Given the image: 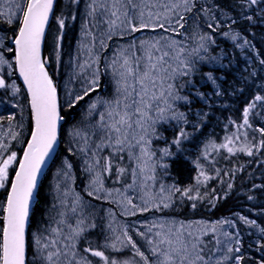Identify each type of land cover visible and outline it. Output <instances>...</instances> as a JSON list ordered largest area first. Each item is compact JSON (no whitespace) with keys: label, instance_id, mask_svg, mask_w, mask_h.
<instances>
[{"label":"snow or ice","instance_id":"1","mask_svg":"<svg viewBox=\"0 0 264 264\" xmlns=\"http://www.w3.org/2000/svg\"><path fill=\"white\" fill-rule=\"evenodd\" d=\"M56 3L0 0V91L6 98L18 96L21 88L13 79L18 73L30 97L34 122L21 156L12 150V142L21 136L12 125L15 114L7 116V129L2 123L5 118L0 116V189L6 191L0 202V264H95L91 257H98L102 264H247L249 258L242 251L236 224L238 220L255 226L256 221L239 214L236 219L183 221L165 215V211L185 202L194 210L205 200L215 207L218 199L227 198L233 184H227L228 191L222 197L216 189L209 192L207 183L219 179L221 170L215 168V175H210L201 159L214 163L213 153L221 150L229 156L264 152V84L257 85L258 90L247 99L240 121L230 119L225 126L234 131L226 133L222 142L209 137L203 143L193 161L197 169L194 183L181 187L178 183L166 184L164 177L170 169L167 158L183 152V143L190 139L184 126L191 124L198 129L208 115L198 110L197 122L193 123L190 110L182 111L181 107L190 106L193 96L209 105L212 96L225 95L213 72L203 74L213 86L211 93L199 91L194 79L202 65L227 67L222 64L229 55L224 49L215 55L210 51L216 46L214 34L231 41L233 48L244 55L245 49L254 48L245 33L257 24L264 25V0H88L89 20L82 25V35L90 38V43L81 45L88 58H76L78 71L74 76L82 78V85L79 93H69L66 103L72 109L91 98L102 89L101 78L106 75L111 76L114 90L109 98L97 94L88 104L87 125L73 126L69 132L67 152L79 154L81 169L88 175L83 194L75 191L73 164L66 156L57 173L65 187L61 189L59 181L55 186L63 198L58 197V203L52 205L59 210L32 235L30 245V204L63 120L56 84L41 59V43L50 17H55ZM55 19L63 30L65 18ZM72 19H76L75 14ZM92 28L99 31L98 36ZM147 30L159 31V35L135 37ZM117 40L127 42L115 43ZM109 50L111 56L106 54ZM260 64L264 65V60ZM255 76L252 71L241 80L246 83ZM232 87L230 95L243 94V87ZM165 124L178 128L170 141L158 131ZM157 140H163L165 146H156ZM109 180L112 187L107 186ZM247 199L254 197L249 195ZM91 200L118 206L123 216L160 215L142 222L145 230L141 231L128 223L117 224L112 207L105 217H97L90 211L95 207ZM97 218L106 223L97 224ZM259 231L264 234V228ZM94 232L102 239H93ZM262 241L264 235L256 241L257 251L264 252ZM125 250L132 253L131 257L119 259ZM255 264H264V256Z\"/></svg>","mask_w":264,"mask_h":264},{"label":"trees","instance_id":"2","mask_svg":"<svg viewBox=\"0 0 264 264\" xmlns=\"http://www.w3.org/2000/svg\"><path fill=\"white\" fill-rule=\"evenodd\" d=\"M67 6L68 3L66 0L64 2L62 0H57L54 9L55 17H64V15L66 14H63L62 12H64V9H66ZM71 11L72 10H70V12L67 14H70ZM55 17L51 18L50 24L46 31L42 46V60L45 61V67L48 71V74L52 77L53 82L56 84L58 90L59 83L61 82L64 75L63 50L67 43V50L69 51V49L71 48L73 35L76 32V21L74 20L73 32L70 36V32L67 33V35H65L64 33V30L67 29L68 25L70 24V20H65V28L60 31ZM66 17H68V15ZM52 30L53 32H56L57 30V32L60 33V37H62L60 39L59 46L56 42L52 43V45L51 43L49 44V36ZM252 32L255 33L253 34ZM260 34L262 33L259 30L253 28L251 29V32H246V36L254 45V48L248 51L249 54L253 55L251 59H254L255 61V65L253 68L247 67L245 59L242 58L238 50H235L233 48L232 44H227L229 46H232L229 56L226 58L224 63V65H227V67L207 68L206 66H202V71L212 70L215 73V76L218 78L219 84L225 91V95L222 97L212 96L209 100L210 106L206 105L203 102H198L195 105L199 107L202 112H206L208 114L206 120L203 122L202 127L197 129L194 128L191 124L184 126L186 131L191 134L190 139L183 143L182 147L184 151L177 152L176 155L169 160L170 177L181 187L194 183V177L197 174V169L193 164V161L195 160L194 156L198 151H201L203 143L209 137H213L216 141L220 140L221 133H219L218 131L222 126L228 125L230 119L239 122L241 118V110L245 105L247 99H250L254 92L258 90L257 85L264 84V65L260 64V60H264V39L260 36L264 35ZM233 52H235L234 61H232ZM252 71L256 72V76L250 78L246 83L242 82L241 77L248 76V74ZM15 77L17 78V75H15ZM233 85L235 87H243V94L237 93L236 95H230L229 93L232 92ZM201 88L205 90L206 93L213 92V87L208 83L201 86ZM60 106V113L63 117L60 125L61 127L63 124L73 122L74 118L77 117L78 112L77 107L70 109L68 106H63L62 104H60ZM31 123L32 122L30 118V124ZM213 123L219 124L221 127L219 126L218 128L216 125L213 126ZM229 128L232 127L229 126ZM177 131L178 128L167 124L161 126L162 135H165V137L169 140H171L176 135ZM62 134L63 126L60 131L58 156L52 162L48 172L44 176V179L41 181V184L39 186L37 197L32 209L31 220L29 223L30 227H32L38 216L41 215L43 208H45L48 203L46 195V180L49 178L50 169L57 161L59 154L61 152H67L62 151V149H65L63 145ZM256 135L257 138H259V134L257 133ZM18 151L19 155H21L22 148ZM70 156L73 157L72 155ZM225 157L226 156L224 155H218L215 158V164L218 167L220 166L222 168L221 172H223V174L227 172L225 177H228V179H224L226 180L225 184L223 183L224 188L222 190L216 191L217 195L222 197L223 193L225 191H228L227 184H233V189L226 199H218L215 207H212L208 203V200H205L203 202H200L198 204V207L194 210L190 208L187 202L182 205L178 203L174 209L166 210L165 215L177 216L183 219L204 218L211 220L219 219L228 215H232L236 219V214H240L256 221L255 226H257L259 229L264 228V187L257 189L252 188L253 185L264 186V152L257 153L254 156H248L244 153H237L236 155L228 156L227 158ZM208 172L210 175H215V173L211 170H209ZM215 182L216 179H212L207 183L206 188L208 191L210 190L209 187L212 186V184H214ZM202 191H204V188H202ZM249 195L253 196L254 199L248 200L247 197ZM0 196H3V198H5V190L0 193ZM236 225L240 233H242L246 238H250L246 236L242 221L237 220ZM262 235L264 234L259 232L257 237L252 241L242 239V251L244 252L245 256L249 258L247 264H255L256 260H258L261 256H264V252L257 251L256 246V241L260 239ZM247 242L249 244H247ZM30 250L31 247L29 248V252ZM131 255L132 254L130 253V251L125 250L122 255L118 256V258L127 259L131 257Z\"/></svg>","mask_w":264,"mask_h":264},{"label":"rangeland","instance_id":"3","mask_svg":"<svg viewBox=\"0 0 264 264\" xmlns=\"http://www.w3.org/2000/svg\"><path fill=\"white\" fill-rule=\"evenodd\" d=\"M62 1L64 2L65 0H62ZM66 1L68 3V6L66 9H64V12H62V13L66 14V15H64V18H65V20L69 19L70 24L68 25V28L64 30V33H65V35H67V33L70 32V36L72 35L73 26H74V20L72 19L73 14L76 15V19H75V21H76V24H75L76 32L74 34L75 37L73 35V42H72V45H71V48L69 49V51L67 50L68 47H66L68 45V43L65 45L64 50H63L64 75H63V78H62V80L58 86V95L60 98L59 100L63 106H68L66 101L69 98V93L76 94V93H79V91H80V88L82 85V78L74 76V73L78 71V69H76V67H75L76 58H77V56H79L81 60L88 58L86 49L81 48V45H88L90 43V38L84 37L82 35V25H85L89 20V18L86 16V11H87L86 4L88 3V0H78L77 4H73L72 0H66ZM70 10H72L71 13L67 14L70 12ZM67 15H68V17H66ZM58 27H59V25H58ZM70 28H71V30H70ZM204 30L207 31L206 28ZM224 30L226 31L227 29L225 28ZM60 31H62V30L60 29ZM92 31L97 36L99 35V31L96 28H92ZM259 31L262 33V35H264V33H263L264 30L259 29ZM158 35H159V31L152 32L151 30H147V31H144L141 33H136L135 37L137 39H147L149 37H156ZM57 37H60V33H58L57 30H56V32L55 31L53 32V30H52L50 33V36H49V44L51 43V45H52V43L56 42V43H58V46H59L60 39L58 40ZM260 37H263V39H264V36H260ZM177 38L179 39V37H177ZM214 38L216 40V46H213L210 49L211 53L213 55H215V54L219 53L221 49H224L229 54L230 50L232 49V46H229L227 44H230L231 41L226 40L224 37L220 36L218 33L214 34ZM126 42H127L126 40L115 41V43H121V44L126 43ZM115 43L113 44V48L115 47ZM97 50H99L98 44H97ZM249 50L250 49H245L244 55H241V56L243 59H245L247 67L253 68L255 65V61H254V59H251L253 55L248 53ZM106 54L108 56H111V50H109V52ZM226 58L222 61L223 65L225 63ZM249 61H250V63H249ZM202 66H206L207 68L222 67V66L216 65V64H206V65H202ZM202 66H201V69H202ZM209 71L213 72L212 70H206V71L201 70L194 77V79L196 81L197 88L199 89V91L204 92V93H206V92H205V90H203L201 88V86H203L207 83L210 86H212V84L209 81H207L206 77L203 75L204 73L209 72ZM263 71H264V68H263ZM213 75L215 76L214 72H213ZM13 79H16L17 84L21 88V93L14 98L11 96H8L6 98L3 94V92L0 91V116L5 118L2 121L4 129H7L9 126L8 121L6 119L7 116L13 115V114H15V116H16V119L14 121H12V125H13V128L15 131L21 132V136L18 138L17 141L12 142V150L17 151V153L19 155L18 149L23 148V146L25 144V140L27 139L28 135H30V132H31L30 110H29L30 105L28 102L27 95H25L26 92H25L23 86L18 82V80L15 76L13 77ZM101 84L103 87L98 93L93 94L91 98H85V100L82 101L77 106L78 115L76 118L72 117V118H74V121L71 123H67V124L62 125L63 126V134H62L63 139L62 140H63V145L65 147V149H62V151H67V149L70 147L69 141L71 140V137L69 136V132L73 128V126L84 128L87 125V123L89 122V120L86 119V114H87V110H88V104L91 102V100L95 99V96L97 94L104 96L105 98H109L111 96V94L114 90V86H113V83L111 81V76L110 75L103 76L101 78ZM184 94H189V93L187 91H185ZM5 101H7V102H5ZM198 102H202V101L198 97L193 96L192 97V103L190 106H182L181 107L182 111H189L190 110L189 111V119L192 120L193 123H196L197 119H198L196 116V112L198 110H201L199 107L195 106ZM13 104H18L20 106L19 107H13ZM20 124H23V126H24L23 129H21L19 127ZM215 125L218 128L220 126L219 124L213 123V126H215ZM225 126L226 125H224L222 127L220 126L221 129L219 131L217 130L219 133H221L220 134L221 138L217 142H222L223 137L226 135V133H230V132L234 131L233 127L232 128L228 127L226 129ZM158 131L161 133V126L158 128ZM250 134H251V131H250ZM163 136L165 137V135H163ZM155 144L158 147H164L165 146L163 140H157V141H155ZM172 150L176 151L175 148H173ZM199 154H200V151H198L195 154V156H194L195 160L199 156ZM218 155H224L226 157L229 156V154L226 151L221 150V152L219 154L213 153L214 161ZM66 156L68 157V159L73 164V170L72 171H73L74 175L76 176V181H75V186H74L75 191H79L83 194V189L85 188V185L88 182V175L85 174L81 169L82 161L78 158L79 154L72 155L73 157H71L68 152H61L59 154V157L57 158V161L51 167L50 172H49V178L46 180V188H47L46 189V195H47L48 203L45 206V208H43L41 215L38 216L35 223L32 225V227H30V229L28 231L30 243H32V235L37 232V229L41 226L47 225L53 217H56V213L59 210V209H54L52 207V205L55 203H58V197L60 199L63 198L62 191L57 192L55 186L59 181L61 183V189H63L65 187L63 180L60 177H58L57 173H58V170L61 168L62 162L64 161V158ZM169 160H170V158H167L166 162L169 163ZM200 162L205 165V167L208 171L211 170L214 173H215V171H214L215 168H219L220 170L222 169L220 166L218 167L215 164V162L211 163L209 160L201 159ZM226 173L227 172H225L223 174V172H221V177L219 179H216V182L214 184H212V186L209 187L210 192L212 189H216V191H219V190H222L224 188L223 183L225 184V182H226V180H224V179H228V177H225ZM79 176H80V178H79ZM221 179L223 180V183H221ZM164 182L166 184L175 183V181L170 177L169 171H168V175L166 177H164ZM107 186L108 187L113 186L111 180L107 181ZM117 186H119V185H117ZM2 191H3V189H0V193ZM72 195H74V193H72ZM85 199L88 200L90 198L85 196ZM2 201H3V196H0V202H2ZM91 204H93L95 207H94V209H90V211H95V213L97 214V217H105L107 209L109 207H112L117 213V220H116L117 224L128 223L130 226H133L134 228L139 227L141 231L145 230L143 227H141L142 222H150L154 216L160 215L159 213H143V214H138L137 216H123V215H120V212L122 210L118 206L109 205L107 202L96 201V200H91ZM0 215H2V213H0ZM167 216H169V215H167ZM169 217H173L177 220H183V221L203 220V221L211 222V221L218 220V219L208 220V219H204V218L183 219V218L177 217V216H169ZM225 217L235 219L232 215H228ZM225 217H222V218H225ZM219 219H221V218H219ZM96 222H97V224H101V223H106V220L102 221L101 219L97 218ZM243 226H244V230L246 232V236L250 237V238H246L242 233H240L241 240L247 239V240L252 241L257 237V235L260 232L259 228L257 226L245 225L244 223H243ZM236 227H237V225H236ZM225 229L229 230V231H233V229H228L227 226H225ZM96 231H99V229H97ZM92 238L93 239H102L101 237H97L95 232L93 233ZM135 238L139 240L138 237H135ZM247 244H249V243L247 242ZM250 247H251V245H250ZM32 251L33 250L31 248V251L28 254L29 260H31V258H32ZM91 259L95 262V264H102V262L100 261V259L98 257H91Z\"/></svg>","mask_w":264,"mask_h":264},{"label":"water","instance_id":"4","mask_svg":"<svg viewBox=\"0 0 264 264\" xmlns=\"http://www.w3.org/2000/svg\"><path fill=\"white\" fill-rule=\"evenodd\" d=\"M50 20H51V17H50V19H49V24H50ZM49 24L46 26L45 34H46V31H47V28H48ZM44 38H45V37H44ZM43 42H44V40H43L42 43H41V53H42ZM45 68H46V67H45ZM17 76H18V73H17ZM18 78H19V76H18ZM19 80H20V82H21V84H22V86H23V88H24V90H25V92H26V94H27L26 86L23 84V80H22V78H19ZM57 99H58V93H57ZM31 120H32V119H31ZM32 125L34 126V122H33V120H32ZM59 128H60V125H59ZM59 144H60V142H59V138H58L57 143H56V145L54 146V150H53V152L50 154V156H49L48 158H46L45 164L42 166L41 172H40L39 175H38V178H37V188L34 190V193H33V199H32V201H31L30 206L33 205V203H34V201H35V198H36V195H37V190H38V187H39V184H40V180L44 177L46 171L49 169L51 163L53 162V158H54L55 154H56V153L58 152V150H59ZM25 147H26V145H25ZM21 156H22V155H21ZM28 229H29V227H28Z\"/></svg>","mask_w":264,"mask_h":264},{"label":"bare ground","instance_id":"5","mask_svg":"<svg viewBox=\"0 0 264 264\" xmlns=\"http://www.w3.org/2000/svg\"><path fill=\"white\" fill-rule=\"evenodd\" d=\"M52 18V17H51ZM253 33V32H252ZM255 33V32H254ZM253 33V34H254ZM258 34V33H257ZM252 35V34H251ZM260 35H262V34H260ZM258 38V37H257ZM262 39V38H261ZM263 40V39H262ZM260 41V40H259ZM262 42V41H261ZM41 59H42V53H41ZM27 95V98H28V102H29V99H30V97L28 96V94H26ZM58 103L59 104H61L60 103V100L58 99ZM30 107V106H29ZM30 110V118L32 119V115H31V109H29ZM60 115H61V113H60ZM31 122H32V120H31ZM32 125V123L30 124V127L32 128L33 127V125ZM62 127V126H61ZM61 127L59 128V135H58V138H59V142H60V130H61ZM28 139H30V135H28V137H27V139L25 140V144L24 145H26V141L28 140ZM23 148H24V146H23ZM22 148V149H23ZM58 152H59V150H58ZM58 152L55 154V156H54V158H53V161L55 160V158L58 156ZM51 166V165H50ZM48 171H46V173H47ZM46 173H45V175H46ZM44 175V176H45ZM44 179V177L40 180V184H41V181ZM40 184H39V186H40ZM38 189H39V187H38ZM6 192V191H5ZM37 192H38V190H37ZM6 197V196H5ZM36 197H37V195H36ZM5 198H3V200H4ZM35 200H36V198H35ZM35 202V201H34ZM33 205H34V203H33ZM33 205H31L30 206V214H29V223H30V220H31V214H32V209H33ZM30 229V228H29ZM29 229H28V231H29ZM28 239H29V242H30V238H29V232H28ZM29 244H31V243H29ZM31 247V246H30ZM31 251V250H30ZM30 253V252H29Z\"/></svg>","mask_w":264,"mask_h":264},{"label":"flooded vegetation","instance_id":"6","mask_svg":"<svg viewBox=\"0 0 264 264\" xmlns=\"http://www.w3.org/2000/svg\"><path fill=\"white\" fill-rule=\"evenodd\" d=\"M257 27V28H256ZM253 29H257V30H264V26L263 25H260V24H257L256 26H254V27H252ZM224 30V29H223ZM245 35H246V33H245ZM230 44H232V43H230Z\"/></svg>","mask_w":264,"mask_h":264}]
</instances>
